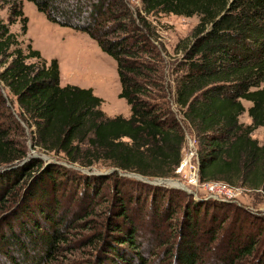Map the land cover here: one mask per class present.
I'll return each mask as SVG.
<instances>
[{
	"label": "trees",
	"instance_id": "obj_1",
	"mask_svg": "<svg viewBox=\"0 0 264 264\" xmlns=\"http://www.w3.org/2000/svg\"><path fill=\"white\" fill-rule=\"evenodd\" d=\"M26 1L50 22L87 34L116 62L119 98L131 115L108 118L92 89L62 86L58 60L48 62L12 31L20 24L22 35L28 32L24 0H0V211H7L0 222V264L57 259L69 230L86 225L98 205L94 195L111 179L84 172L98 165L115 170L117 181V208L104 232L94 235L110 256L98 264H156L158 252L154 261L144 254L150 236L167 222H174L173 238L161 264H238L262 253L261 234H244L248 216L228 202L121 175L175 177L189 129L202 183L264 194V145L253 137L264 128V0ZM157 14L199 19L193 40L177 49L173 72L182 119L160 101L165 87L152 20ZM246 113L251 124L241 122ZM22 123L40 156L28 158V148L18 142ZM147 206L154 220L148 235L138 225Z\"/></svg>",
	"mask_w": 264,
	"mask_h": 264
},
{
	"label": "rangeland",
	"instance_id": "obj_2",
	"mask_svg": "<svg viewBox=\"0 0 264 264\" xmlns=\"http://www.w3.org/2000/svg\"><path fill=\"white\" fill-rule=\"evenodd\" d=\"M136 5L141 6L139 1L136 2ZM23 7L24 14L29 20L28 32L25 36L22 35L20 24L13 26L12 31L19 35L24 46L31 43L33 48L39 50L43 58L48 62L52 59L58 60L61 71V85H74L85 89H92L95 95L103 99L101 109L106 117L115 118L122 116L129 118L131 115L130 107L125 100L119 98L121 84L117 73L116 62L103 53L97 43L87 34L50 22L31 2L24 0ZM1 16L5 17V14L2 13ZM152 20H154V33L155 37L157 36L156 44L161 57L160 73L165 87V90L160 93L161 96H165V99H161L160 101L165 102L167 107L179 119H182L178 114V108L174 102V79L176 75L173 72L177 68V59L181 56L180 53H177V49L186 46L193 40V32L199 23V19L197 17L186 18L175 15L157 14ZM30 62L33 63L35 61ZM244 104L247 108L251 106L248 102H244ZM241 122L246 125L251 124V119L247 113L242 116ZM22 127L25 131H20L16 134L18 142L28 148V158L40 156V149H34L31 129L24 123H22ZM186 137L181 166L176 170L175 177L167 179L174 181L175 184H172L173 186L184 184L186 187L184 189L175 188V190L199 198H210L206 190L209 184L202 183L200 179L198 145L195 134L187 129ZM253 137L260 144L264 145V128L258 129ZM42 156L50 159V161L44 159L45 161L56 162V159L52 155ZM67 167L72 171L75 170L84 174L78 166ZM94 169V172L97 173H105L113 170L107 166L100 167L99 165ZM108 175H110L109 178L111 179L109 180L107 178L105 184H101L104 185L98 190L99 193L94 195L98 203L97 208H95L92 215L86 220V225L69 230L68 241L62 247L57 259L53 260L51 264H98L104 258L110 257L109 254L105 253L104 245L94 242L96 239L94 235L101 231L104 232L111 210L117 208L115 199L117 197V181L114 177V171ZM195 175H198L199 179L193 186L191 182ZM121 176L125 177L123 175ZM91 178L94 177L91 176ZM82 182L83 179H80V183ZM76 185V182H72L69 184L68 189L73 191L77 187ZM65 192L67 193V191ZM142 192L140 191V193ZM145 193L146 191L141 196ZM225 196L228 197V203L231 204L232 208L238 214L248 216V221L243 224L244 234L248 233L257 237L260 234L262 235H260L259 239V245H261L260 251L262 253L252 256L250 259L242 260L238 264H262V254H264V234H262L264 233V194L240 187L232 188L231 192L225 194ZM140 208L138 207L135 211H138ZM148 208L147 206L144 209L146 210L144 214H140V222L138 223L139 227L143 231H146L147 235L150 234L149 230H154L152 216L146 215ZM6 212L2 213L0 211V222L7 217ZM132 214L134 213H130V215ZM179 217L182 218V214H179ZM251 221L255 222V224H252ZM167 223H170V225L174 224V222ZM160 224L156 223L155 225ZM170 225L162 223L161 227L158 226L159 228L156 230V233L150 236L149 248L144 255L151 256L150 259H153L151 261H154L152 254L158 252L160 256L155 258L156 264H161L168 257L167 249L170 242L169 239L173 238L169 237L172 233L170 231ZM207 264H209V260Z\"/></svg>",
	"mask_w": 264,
	"mask_h": 264
},
{
	"label": "water",
	"instance_id": "obj_3",
	"mask_svg": "<svg viewBox=\"0 0 264 264\" xmlns=\"http://www.w3.org/2000/svg\"><path fill=\"white\" fill-rule=\"evenodd\" d=\"M43 159L50 161L49 158H45L43 157ZM115 170H111L110 172H105V173H97V172H88V171H84L87 174H91V175H101V176H106L108 174H110L111 172H113ZM123 176L125 177H130V178H134L140 182L146 183V184H150V185H155V186H165L168 188H178V189H184L186 188L184 186V184H180L179 186H173L172 184H174V181H170L168 179H155V180H149L145 177H142L141 175H137V174H123Z\"/></svg>",
	"mask_w": 264,
	"mask_h": 264
},
{
	"label": "built area",
	"instance_id": "obj_4",
	"mask_svg": "<svg viewBox=\"0 0 264 264\" xmlns=\"http://www.w3.org/2000/svg\"><path fill=\"white\" fill-rule=\"evenodd\" d=\"M198 179H199V176L195 175L194 178L192 179L191 185H193ZM204 184H209L207 186L208 189H206V188L205 189L207 190L210 198H215V199L223 200L226 202H228L229 199H228V197L225 196V194L230 193L231 189L234 188V187H231V186L224 184V183H221V182H212V183H204Z\"/></svg>",
	"mask_w": 264,
	"mask_h": 264
},
{
	"label": "bare ground",
	"instance_id": "obj_5",
	"mask_svg": "<svg viewBox=\"0 0 264 264\" xmlns=\"http://www.w3.org/2000/svg\"><path fill=\"white\" fill-rule=\"evenodd\" d=\"M175 184V183H174Z\"/></svg>",
	"mask_w": 264,
	"mask_h": 264
}]
</instances>
